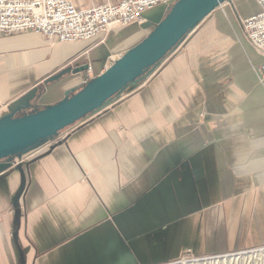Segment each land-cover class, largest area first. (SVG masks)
Returning <instances> with one entry per match:
<instances>
[{
	"label": "crops",
	"instance_id": "1",
	"mask_svg": "<svg viewBox=\"0 0 264 264\" xmlns=\"http://www.w3.org/2000/svg\"><path fill=\"white\" fill-rule=\"evenodd\" d=\"M106 1L116 0H74ZM236 6L242 16L258 10L253 0ZM138 28L67 42L0 34V117L75 93ZM262 63L229 11L209 14L143 82L52 147L23 154L16 206L20 173L0 160V264H163L264 245Z\"/></svg>",
	"mask_w": 264,
	"mask_h": 264
},
{
	"label": "water",
	"instance_id": "2",
	"mask_svg": "<svg viewBox=\"0 0 264 264\" xmlns=\"http://www.w3.org/2000/svg\"><path fill=\"white\" fill-rule=\"evenodd\" d=\"M228 0H177L167 7L158 19H154L151 31L139 42L128 48L103 71L91 77L71 95L42 109L17 115L18 110L0 117V160H8L10 167L15 157H21L53 139L61 130L74 125L90 114L109 105L126 88L150 75L163 59L176 49L216 7ZM149 22L138 25L145 27ZM88 69V64L65 67L46 81L57 80L67 73ZM52 147V146H51ZM21 176V184L13 204L16 206L24 187L21 163L15 165ZM17 238L20 223L15 214ZM23 264V262L21 263Z\"/></svg>",
	"mask_w": 264,
	"mask_h": 264
},
{
	"label": "built area",
	"instance_id": "3",
	"mask_svg": "<svg viewBox=\"0 0 264 264\" xmlns=\"http://www.w3.org/2000/svg\"><path fill=\"white\" fill-rule=\"evenodd\" d=\"M175 1L177 0H116L91 6H77L74 0H0V34L33 30L58 42L86 41L98 35L106 36L116 27L141 25L146 21L147 11L159 5L169 7ZM253 1L258 10L248 16H239L238 21L243 37L264 57V0ZM256 73L260 80L264 79V63L256 67ZM89 79L88 76L85 77L83 84ZM63 130L36 151L60 142L64 138L61 133ZM22 161L23 155L15 157L11 165L15 166ZM189 254L187 251L186 257L163 264H264V245L205 254L197 258H189Z\"/></svg>",
	"mask_w": 264,
	"mask_h": 264
},
{
	"label": "rangeland",
	"instance_id": "4",
	"mask_svg": "<svg viewBox=\"0 0 264 264\" xmlns=\"http://www.w3.org/2000/svg\"><path fill=\"white\" fill-rule=\"evenodd\" d=\"M248 1H250V0H230L228 2H225V3L221 4V5H219L218 7H216L214 9V11H212L210 13V15L211 14L213 15L214 13H217V12L227 13L229 11V13H231L238 21L239 16H242V15H240L239 9L237 8L236 4H237V2L245 4ZM158 8L160 9L161 7L160 6L155 7L152 11H155ZM153 26L148 25V26H145V27H140V28H138V31L135 32L132 36H130L127 39L121 40V42L118 44V47L116 48V51L112 54L111 59H113V61H114V59L116 57H118L123 52H125L128 48H130L131 46H133L134 44H136L137 42L142 40L151 31ZM169 55L170 54H168V56ZM113 61L111 60L110 62H113ZM131 87L132 86H129L128 88H131ZM66 128H68V127H66ZM247 248H249V247H247ZM241 249H245V248H241ZM228 251H233V250H228ZM224 252H227V251H224ZM186 253L184 255H182V257H186L187 256ZM200 256H203V255H193L191 252L189 254V258H197V257H200ZM178 264H194V263L184 262V263H178ZM198 264H201V263H198Z\"/></svg>",
	"mask_w": 264,
	"mask_h": 264
},
{
	"label": "bare ground",
	"instance_id": "5",
	"mask_svg": "<svg viewBox=\"0 0 264 264\" xmlns=\"http://www.w3.org/2000/svg\"><path fill=\"white\" fill-rule=\"evenodd\" d=\"M119 56H120V55H119ZM119 56H118V57H119ZM118 57H116L115 59H117ZM115 59H114V60H115Z\"/></svg>",
	"mask_w": 264,
	"mask_h": 264
}]
</instances>
